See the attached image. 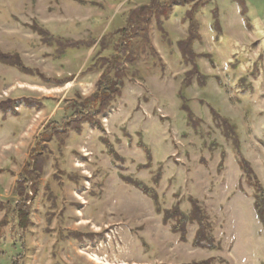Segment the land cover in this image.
<instances>
[{
  "label": "rangeland",
  "instance_id": "1",
  "mask_svg": "<svg viewBox=\"0 0 264 264\" xmlns=\"http://www.w3.org/2000/svg\"><path fill=\"white\" fill-rule=\"evenodd\" d=\"M208 2L197 15L198 35H193L203 84L194 77L185 86L190 68L178 45L191 37L189 25L182 23L189 8H172L163 18L167 42L154 20L150 38L157 55L143 56L138 76L126 79L121 97L102 119L119 158L110 159L100 141L102 132L86 125L81 135L71 132L63 156L60 144H51L39 192L29 193L32 225L23 234L15 224L1 227L15 218V211L2 205H18L13 195L17 180L47 124L66 116L65 102L77 93L91 97L101 79L99 73L84 74L97 45L55 60L54 50L31 26L37 24L55 38L99 41L124 29L130 16L150 2L0 0V49L19 54L34 74L73 79L62 86L45 84L38 76L0 65V102L40 104L19 106L17 116L0 114V264L19 256L23 264H264V229L234 149V144L239 147L264 186V0H246V15L234 0ZM216 11L221 29L213 25ZM183 88L186 102L180 97ZM212 109L228 120V130L212 118ZM221 153L225 169L218 173ZM122 177L155 188L161 211L178 207L189 213L190 199L197 201L211 219L219 248H193V227L181 243L152 201ZM70 233L92 235L96 241L81 245L69 239Z\"/></svg>",
  "mask_w": 264,
  "mask_h": 264
},
{
  "label": "trees",
  "instance_id": "2",
  "mask_svg": "<svg viewBox=\"0 0 264 264\" xmlns=\"http://www.w3.org/2000/svg\"><path fill=\"white\" fill-rule=\"evenodd\" d=\"M149 6L144 7L139 13H134L130 16L127 26L119 29L112 34L102 37L101 40L88 39L74 41L69 39L55 38L49 32L42 29L39 25L31 26L32 32L39 36L43 43L54 50L53 56L55 60H64L71 57L74 53L89 51L97 45V53L92 62L87 66L85 73H99L101 79L97 82L95 93L88 98H83L81 94H76L65 102L64 118L60 122L51 121L44 128L43 132L38 137L37 143L32 151L31 158L25 166L24 171L17 180V185L14 190V197L19 200L18 205L15 202H7L3 204V210L11 209L15 211V215L11 220L3 221L1 227L5 228L8 225L15 224L18 232L27 233L32 225L31 209L28 202L31 199L29 193L37 195L39 192V182L45 174V168L49 162L52 151L51 144L59 143V150L63 156V146L69 138L71 132L81 135L84 125L99 130L102 132L100 138L105 151L114 162L119 158L115 146L110 142L105 134L102 119L108 117L113 106L119 100L126 85V79L129 76L135 78L138 75L136 67L144 55L148 53L152 56L157 55L156 49L153 46L150 38V27L155 20L158 31L162 40L167 42L169 35L164 28L163 18H167L172 8H189L185 13L182 23L189 25L190 38L186 42H181L178 45L184 63L190 68L186 76L185 86L192 85L195 77L199 84H203L205 76L201 73L200 65L196 62L197 55L194 53L193 45L195 42L194 34L198 35V20L199 12L208 6V0H149ZM242 9L244 15L247 13L246 0H234ZM214 28L221 29L218 22V11L213 13ZM220 31V30H219ZM137 40V41H136ZM0 65L12 68L23 75H31L39 77L45 84H56L62 86L64 83L72 82V78L67 80L50 79L42 74H34L24 64L21 56L17 53L9 54L0 49ZM192 66L194 67L193 69ZM180 97L185 101L184 88L180 92ZM38 104L35 100L29 99H7L0 102V114L4 118L8 115L17 116L19 106H27L33 108ZM40 105V104H38ZM41 106H37V110H41ZM183 111L186 112L188 120L193 122V114L188 106L184 104ZM211 116L216 122H220L223 129L230 128L227 119H224L214 109L211 111ZM226 134V138H229ZM231 139V137L229 138ZM234 149L238 152L237 164L242 175L243 183H246L248 188L254 192V211L259 223L264 229V186L260 182L251 163L248 162L243 155L238 151L239 147L234 144ZM144 152L150 160L151 155L145 147ZM220 164L218 173L224 172L225 169V153L220 155ZM122 180L132 188L140 192L143 196L149 198L155 210L162 214L164 225L170 228V231L179 237L181 243H186L187 235L190 228H195V236L192 242V247L207 251H215L219 248L213 236V229L210 223V217L198 205L194 199H190L191 210L189 213H184L178 207L172 210L161 211L160 201L155 188H151L143 182L135 179H127L122 177ZM159 179L155 180V185L159 186ZM7 218V216H6ZM69 239L75 240L81 245L91 244L95 242V236L86 237L81 233H70ZM16 239V238H14ZM14 249H18V245H13ZM21 256L12 260L11 264H23Z\"/></svg>",
  "mask_w": 264,
  "mask_h": 264
},
{
  "label": "bare ground",
  "instance_id": "3",
  "mask_svg": "<svg viewBox=\"0 0 264 264\" xmlns=\"http://www.w3.org/2000/svg\"><path fill=\"white\" fill-rule=\"evenodd\" d=\"M97 261H99V259L96 258Z\"/></svg>",
  "mask_w": 264,
  "mask_h": 264
}]
</instances>
